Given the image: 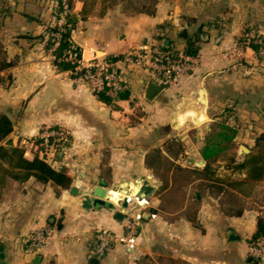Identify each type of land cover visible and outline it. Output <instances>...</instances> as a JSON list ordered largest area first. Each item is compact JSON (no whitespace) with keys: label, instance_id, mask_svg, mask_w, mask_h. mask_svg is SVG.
<instances>
[{"label":"crops","instance_id":"obj_1","mask_svg":"<svg viewBox=\"0 0 264 264\" xmlns=\"http://www.w3.org/2000/svg\"><path fill=\"white\" fill-rule=\"evenodd\" d=\"M55 5L56 0H0V61L14 62L0 69V116L13 125L0 145L49 163L51 154L39 152L36 140L43 129L58 127L69 140L49 164L72 179L71 187L62 189L33 176L13 178L0 166V264H264L249 253L263 209L260 196L246 198L197 174L205 165L200 154L205 129L225 120V110L231 109L227 123L237 129L232 149L237 144L243 158L264 130V58L246 48L242 68L233 70L221 54L246 30L264 39V0H158L153 14L119 4L103 17L79 21L72 39L85 62L141 45L184 52L189 37L200 39L203 61L181 89L166 88L149 102L146 86L154 82L144 68L129 66L131 89L110 105L59 71L40 41ZM82 6L74 0L73 12L79 14ZM183 30L185 39L179 36ZM201 88L205 100L198 112ZM200 114L204 119L197 122ZM174 139L184 142L183 151L173 143L168 150ZM184 159L198 166H183ZM211 169L219 178L245 177L215 163ZM263 184L255 186L258 194ZM96 188L106 191L103 200L114 209L84 208L82 194ZM142 188L151 191L144 197ZM110 190L132 193L128 207L120 205L124 192L112 200ZM136 214L141 219L134 249L112 242L102 257L93 255L98 233L123 236L126 221ZM41 230L50 235L33 247L31 236Z\"/></svg>","mask_w":264,"mask_h":264},{"label":"trees","instance_id":"obj_2","mask_svg":"<svg viewBox=\"0 0 264 264\" xmlns=\"http://www.w3.org/2000/svg\"><path fill=\"white\" fill-rule=\"evenodd\" d=\"M83 4L82 10L79 14L73 12L74 0H56V5L52 11L53 22L44 27L43 34L39 37L40 41L44 43L45 50L50 51L54 57L55 65L61 72H68L70 78L77 79L83 75V70H79V61L82 57V50L73 39L72 35L76 30L79 21H84L91 16L103 17L109 10L117 5H121L123 10L132 9V11L153 14L158 0H80ZM65 2L68 12L65 15V22L63 25L58 26L56 21L61 17L63 12L62 3ZM248 30H246L247 32ZM58 33L59 44L55 47V38L52 36ZM199 38L189 37L186 40L184 53L190 56H197L199 52ZM243 36L238 43H243ZM161 49L177 53L178 50H171L160 46ZM250 47L258 50V46L251 44ZM68 53L75 54V59L68 60L66 57ZM122 56V55H121ZM119 56V57H121ZM14 65L13 61L6 59L0 61V69H7ZM129 92V91H128ZM124 92L119 96L123 98L128 94ZM97 97L106 104H112L113 100L104 92L96 94ZM231 109L225 110L223 117L226 118L218 122L215 126L211 125L205 137V145L200 151V154L205 162L203 170H198V177L212 180L214 183H224L229 189L239 192L246 198L253 197L254 195L260 196L257 202L262 209L261 215L257 219L256 231L253 234L250 245L257 240L264 239V193L258 194L255 186L264 183V130L257 134L255 137V145L253 151L244 158L243 161L237 162L233 157L230 158L227 168H232L234 172H244L245 177L242 179H234L232 177L219 178L215 177V172L211 169L213 163L218 159L225 157L234 146V139L237 134V129L227 123V117L231 115ZM13 125L6 116H0V142L5 140L12 132ZM42 139H37V144H42ZM176 151H183L185 144L179 139H174L169 144V151L172 152L173 144ZM50 144L56 147L60 146V142L51 141ZM43 150L46 149L42 144ZM0 166H3L4 173L10 174L13 178H27L30 176L41 183L52 182L57 187L62 189H69L72 185V179L65 173L63 169L55 170L51 165L39 156L34 157L32 160H27L23 157V150L13 146L0 145ZM201 172V174H200ZM214 188L218 186L211 185ZM218 189H222L219 188ZM241 213V211L239 212Z\"/></svg>","mask_w":264,"mask_h":264},{"label":"built area","instance_id":"obj_3","mask_svg":"<svg viewBox=\"0 0 264 264\" xmlns=\"http://www.w3.org/2000/svg\"><path fill=\"white\" fill-rule=\"evenodd\" d=\"M63 12L61 17L56 21L58 26L65 22V15L68 8L65 2L62 3ZM55 20V19H54ZM53 20V21H54ZM55 38V47L59 44V34L52 35ZM244 42L237 43L231 47L225 48L221 54L225 66L233 70H239L245 60L244 50L251 48V44L258 46L255 54L258 58H264V39L258 36L254 30L247 31L243 34ZM75 54L68 53L67 59H75ZM203 55L190 56L184 52L171 53L160 47L141 45L131 48L121 57L113 56L105 59H93L89 62L79 61V70H83V75L76 80L82 81L89 86L94 94L104 92L113 101L119 96L131 89L129 77L126 68L137 66L144 68L148 77L158 85H165L166 88L181 89L184 82L195 77L196 68L202 63ZM41 139L44 144L50 148L53 144L51 141L67 142V135L64 130L49 127L42 131ZM61 152V151H59ZM48 151L44 152L47 157ZM141 219L140 214L134 218L128 219L125 223V234L115 236L106 232H100L96 236V243L93 248V255L102 257L112 242H120L127 245L129 250L134 249L138 222ZM50 235L49 230L35 232L31 236L33 247H39L45 242ZM249 253L259 263H264V239L257 240L249 247Z\"/></svg>","mask_w":264,"mask_h":264},{"label":"water","instance_id":"obj_4","mask_svg":"<svg viewBox=\"0 0 264 264\" xmlns=\"http://www.w3.org/2000/svg\"><path fill=\"white\" fill-rule=\"evenodd\" d=\"M180 37L182 38H187V31L186 30H183L180 34H179ZM167 43V41L165 42ZM166 89V86L165 85H158V84H155V83H149L147 84L146 86V91H145V99L149 102L153 101L163 90ZM204 90L201 88L198 92H197V96H196V102H197V105L195 106L196 108V111L198 112H201L202 109H203V106H204ZM44 159H46L44 157ZM201 164L203 163L202 161L200 162ZM151 191V188H142L141 191H139V194H143L144 193V197L146 195L149 194V192ZM121 192H124L125 193V198H123L122 202H121V207L122 208H127L128 205H129V197L128 195L129 194H132V193H129L127 191H119V190H110L109 191V195L110 194H120ZM105 194H106V191L105 190H101V189H95V190H91L88 192V194L86 193H83L82 196L84 197V202H83V206L84 208L86 209H90L92 207H95V206H107L108 208L110 209H114L115 207V204L113 203H109V202H106L103 200V198L105 197ZM90 196H95L96 198L95 199H91ZM117 204V203H116ZM119 218H121L120 215H118ZM231 240L234 239V236L233 235H230L229 236Z\"/></svg>","mask_w":264,"mask_h":264},{"label":"rangeland","instance_id":"obj_5","mask_svg":"<svg viewBox=\"0 0 264 264\" xmlns=\"http://www.w3.org/2000/svg\"><path fill=\"white\" fill-rule=\"evenodd\" d=\"M132 10V9H131ZM235 115V114H234ZM233 115V116H234ZM216 124H214V126H215ZM56 129H59L58 127H56ZM44 130V129H43ZM193 132V131H192ZM208 132V129L206 130L205 129V135H206V133ZM66 133V135H67V139L69 140V136H68V134H67V132H65ZM197 133L196 132H194V134H192V138L193 137H197V135H196ZM198 136L200 137L201 136V134L200 133H198ZM198 137V138H199ZM68 140H67V142L66 143H64V144H62L61 142H60V146L59 147H56L55 145H53V147H52V149L50 150V148H48L45 144H44V142H43V139H42V144L45 146V148L46 149H44L43 150V146H42V144H40L39 145V152H41L42 154L45 152V151H48V153L49 154H51V157H50V164L51 165H54L55 164V158H56V154H57V152H59V151H63V148H65L67 145V143H68ZM56 142V141H55ZM57 143V142H56ZM237 145V144H236ZM235 145V148L234 149H232L231 151H229V153L225 156V157H222L221 159H218L220 162L219 163H217V161L215 162V166H227V164L229 163V161H230V158H234L236 161L239 159V160H242V155H240L239 153H238V148H237V146ZM182 155L183 156H185V154L184 153H182ZM186 156H188V155H186ZM189 156H192L191 154L189 155ZM244 156V155H243ZM192 158V157H191ZM194 158V157H193ZM244 159V158H243ZM180 163L183 165V166H198V164L196 163V162H194V161H187V160H181L180 161ZM56 166V165H55ZM262 192L264 193V184H263V186H262Z\"/></svg>","mask_w":264,"mask_h":264},{"label":"bare ground","instance_id":"obj_6","mask_svg":"<svg viewBox=\"0 0 264 264\" xmlns=\"http://www.w3.org/2000/svg\"><path fill=\"white\" fill-rule=\"evenodd\" d=\"M204 119V116L203 115H199V118H198V120H197V122H200L201 120H203ZM123 194V193H122ZM110 197H111V199L112 200H116L120 195L119 194H111V195H109ZM109 197V198H110Z\"/></svg>","mask_w":264,"mask_h":264}]
</instances>
